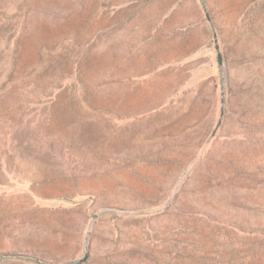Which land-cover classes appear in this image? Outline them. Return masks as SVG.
Returning a JSON list of instances; mask_svg holds the SVG:
<instances>
[{"label":"rangeland","instance_id":"rangeland-1","mask_svg":"<svg viewBox=\"0 0 264 264\" xmlns=\"http://www.w3.org/2000/svg\"><path fill=\"white\" fill-rule=\"evenodd\" d=\"M0 264H264V0H0Z\"/></svg>","mask_w":264,"mask_h":264},{"label":"water","instance_id":"water-1","mask_svg":"<svg viewBox=\"0 0 264 264\" xmlns=\"http://www.w3.org/2000/svg\"><path fill=\"white\" fill-rule=\"evenodd\" d=\"M208 17H210L209 15H208ZM217 48H219V44H217V46H216ZM219 61H220V63H222V56H221V53H219ZM88 240V238L86 239V241ZM88 252H86V254H85V256L83 257V258H81V259H77V260H74V261H72L71 263H80V262H82V261H84V260H86L87 258H88Z\"/></svg>","mask_w":264,"mask_h":264}]
</instances>
